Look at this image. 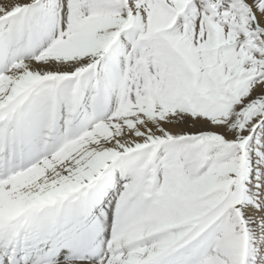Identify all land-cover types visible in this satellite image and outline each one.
I'll return each mask as SVG.
<instances>
[{"label":"snow or ice","instance_id":"1","mask_svg":"<svg viewBox=\"0 0 264 264\" xmlns=\"http://www.w3.org/2000/svg\"><path fill=\"white\" fill-rule=\"evenodd\" d=\"M0 264H264V0H0Z\"/></svg>","mask_w":264,"mask_h":264}]
</instances>
